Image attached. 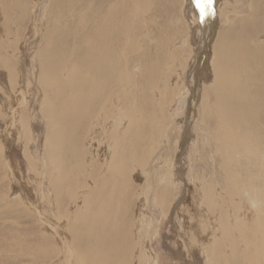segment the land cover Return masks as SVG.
Instances as JSON below:
<instances>
[{
  "label": "bare ground",
  "instance_id": "1",
  "mask_svg": "<svg viewBox=\"0 0 264 264\" xmlns=\"http://www.w3.org/2000/svg\"><path fill=\"white\" fill-rule=\"evenodd\" d=\"M13 1L22 19L31 14L38 38V3ZM242 1L214 2L218 21L228 27L223 36L216 33L211 42L212 79L203 80L193 93L189 86L183 91L184 83L177 91L170 87V69L176 58L171 50L173 37L161 35L152 41L145 22V15L154 13L152 0H52L40 20L43 23L45 16L51 15L44 46L35 45L29 59L30 76L34 74L36 84L29 77L26 91L12 58L1 59L11 87L20 92L18 108L25 109L35 91L42 92L35 116L47 124L45 134L41 137L31 117L22 113L19 122L23 137L19 136L25 140L23 154L29 159L33 140L44 138L46 178L52 197L47 188L43 197L48 204L54 203L58 219L48 222L50 217L38 208L35 214L51 232L50 246H59L63 253L53 261L147 262L140 248L141 214L136 203L143 190L134 172L142 176L145 186L149 184L146 165L166 140L164 132L171 123L167 108L173 104L175 115L187 104V118L184 123L181 119L183 129L172 143L168 142L163 167L155 174L152 205L166 216L191 212L189 220L197 223L201 234L195 230L185 234L182 243L187 251L200 246L202 264H264V32L256 33L255 38L234 33L235 25L241 22L235 24L228 13L231 3L239 6ZM248 6L250 13L244 25L254 21L259 10L253 4ZM223 7L227 9L222 15ZM180 10L179 24L194 28L199 12L191 0ZM193 28L183 42L188 47L182 54L187 56L184 69L188 75L195 63L189 40ZM185 92L186 98L181 97ZM17 112L12 111L13 122ZM98 129L100 151L91 143ZM199 143L200 149H206L202 154L197 151ZM205 153L209 155L202 161ZM0 155L5 158L2 147ZM198 159L210 172L209 177L204 178V171L203 175H191L189 186L186 173L191 171L190 160ZM133 203L137 209H131ZM64 220L68 232L60 225ZM193 264L200 262L194 260Z\"/></svg>",
  "mask_w": 264,
  "mask_h": 264
},
{
  "label": "rangeland",
  "instance_id": "2",
  "mask_svg": "<svg viewBox=\"0 0 264 264\" xmlns=\"http://www.w3.org/2000/svg\"><path fill=\"white\" fill-rule=\"evenodd\" d=\"M22 1L26 2L27 0ZM152 1H154L152 7L154 13L145 15V22H147V26L150 27L149 29L152 32V41L154 42L155 39H158L161 35L166 36V38L173 37L171 39L173 41L171 50H174L176 58L173 60L170 69V87L173 90L177 91L178 88L182 86L181 84L184 83L185 86H183V91L187 92L188 88L190 87L191 93H193L194 91L197 92L200 88L199 85H202L203 80L210 81L212 79L213 73L210 64L211 53H209V50H212L211 46L214 42L215 34L217 33V37L223 36L226 30L225 27H228L227 25H222V20H220V22L218 21V8L214 6V2L216 0H212V6L211 9L207 11V15H201L200 13L197 14V22L195 23L196 27H192L193 31L190 39L189 37H187V39L191 40V52L193 53H191V55H193L195 60V63L190 70L191 74L193 75L191 77V74L188 75V71L184 69L185 64L187 65V56H183L182 54L184 49L185 51L186 49H188V47H186V43L185 45H183V42L185 41L184 38H186L187 34L192 30V28L186 27L185 25L181 26L179 24L180 22H182V13H180V9H182V7H184L185 4L189 2V0H184V2L183 0ZM13 2V0H0V147H2L5 155L4 159H2L0 155V264H58V262L53 261V259L57 255L58 257H60L63 253L61 252L59 246H50V242L53 237L51 238L50 236H48V234H50L51 232H49L50 230H47V227H45L46 225H43V223H41L42 220H40V217L35 214V209L38 208L39 210L43 211L46 216L50 217L47 220L48 222L56 221L58 219L54 203L48 204L43 197L44 188H47L48 196L50 198L52 197V186L49 184L46 178V175L48 176V169L46 168V160L44 159V138H35L33 140V143L31 145V157L29 159L25 156V154H23L25 140L21 138L23 137V132L21 131V123L19 122V116L22 113H26L27 115H29V117H31L32 122L35 123L36 132L40 134L41 137L45 134L47 130V124L44 123V121L37 115L35 116V110L39 111L40 108L36 101L41 99L42 92L35 91L36 95L32 97L31 102L28 104V106L25 107V109L18 108L20 92H18L17 89H13L11 87L7 71L2 65L3 62H1V59L3 57H8L10 58V60L12 58V61H14V65L18 71L19 81L21 85L24 84V89L27 81H30V78L32 79L34 85L36 84V78L33 76L34 74L30 76L32 69H29V59L31 54L33 53V48L35 45H37V48H41L44 46L43 42L45 41V30L49 27L47 25L50 24L48 19L51 15L47 14V16H45L44 18L45 21L43 20V23L40 20L42 18L41 15H45L44 12L47 9L49 10L50 5H52V0H28L30 5L38 3L35 12V18L37 19L38 24H40L37 26V30H39L37 36L38 38H36V30L33 29V18H31V14H26V18L22 19L21 15H19V12L21 11H19L17 6L14 7ZM233 4L234 3H231L232 8L230 13H228V16L230 20H233V22L235 21V24L237 22H241L243 26H241V23L235 25L234 33H239V35L249 34L248 36H252L251 38L257 37L258 34H261V32L263 34L264 0H244L241 3L242 5L240 4L241 7L240 5L238 6ZM249 4H253L254 6L258 7L259 10L257 11V13H255V20L251 22L248 21L244 25V18H246L247 13H250V7L248 6ZM224 8L225 7H223L222 15L225 14L224 11H226L227 9ZM259 11L261 12L259 13ZM208 16L210 17V21L206 22V18ZM16 18L18 21L16 20ZM20 19L22 20L20 21ZM70 21L72 23V19H70ZM260 25L263 27H261ZM217 30L219 31L217 32ZM15 31L16 33H14ZM212 31H214L213 34H211ZM33 38H36V41ZM263 40L264 35L262 37V41ZM6 47L7 49H5ZM152 48L154 49V45L152 46ZM6 53L9 55H7ZM37 72L38 70L37 68H35L34 73H36V75ZM184 72H186L185 75ZM186 92L181 97L186 98ZM198 100L199 97H196L195 102L199 103ZM190 101L191 99L188 101L191 104ZM172 105H170L166 111V113L171 112V115L169 116L171 119V123L169 121V127H167V129H165L166 132H164L167 138L160 143V145L156 149L157 154L154 153L155 155H153V158H150V160H148L149 162L146 165V173L148 176L146 182H149V184L145 186L146 183H144L142 176H140L137 171L134 172V178H137L136 182H138L137 184L140 186V188L142 187L141 189L144 192L143 193L140 191L139 201L136 200V203L138 204V211L141 214V226L139 230V239H141L140 248L143 258L145 257V259L147 260L145 264H184V262L182 261L185 260L188 261L187 264H193L194 260H196L197 263L199 261L200 264H202L203 258L201 255L200 246L195 245L191 247L192 250L187 251L182 243L186 235L190 234L192 231L194 232V230L197 231L198 234H201L200 227H196L197 223L194 220L191 223L189 220L188 215H191V212H189L188 215L185 214L186 216H173L170 214L166 216L160 209L155 207L154 204L152 205L153 202H151V200L153 199L152 190L156 185L155 174H157L160 171L161 167H163L161 166V162L168 152L166 148L167 144L168 142L172 143L174 138H176V136L179 135L180 131L183 129H181L180 127L181 119L182 123H184L187 118H185V108L187 104H185V107H183L184 110H179V112H177V114L175 115H172ZM15 109H18V112L17 114H15L16 122L15 120L13 122L11 117L12 111ZM24 110H26L27 112ZM20 134L21 137L19 136ZM99 134L100 131L98 129L97 132H95L94 136H91V143L97 149L98 142H100L101 140V136H99ZM196 142L198 141H194V143ZM200 148L201 144L199 143V149L197 148V151H199V154H202L206 149H204L205 147L203 149ZM98 151H100V148L98 149ZM158 155L159 158L157 159ZM205 155H207L208 157L209 154L205 153L204 156L201 157L202 161L204 160ZM207 157H205V159ZM202 161H199V159L196 162L190 160L191 171L186 173V179L188 180L187 183L189 186L192 184L191 175H203L205 172H207L206 167H204L205 164H203ZM31 163L33 165H29ZM196 167L201 172H199ZM152 169L154 170L152 171ZM188 173H190V175ZM209 173L210 172L205 173V175H203L204 178L209 177ZM213 173L215 175V172ZM136 203H133V207L131 209H137ZM190 223L193 226L192 228L189 227ZM67 224L68 223L65 220L61 221L60 223L63 230L65 231H67ZM44 227L47 231L44 229ZM57 229H59V227ZM45 232L48 233L44 234ZM207 241L208 240H205L203 241V243L206 244ZM53 248H56L55 251L53 250ZM49 250L52 252L48 253Z\"/></svg>",
  "mask_w": 264,
  "mask_h": 264
},
{
  "label": "snow or ice",
  "instance_id": "3",
  "mask_svg": "<svg viewBox=\"0 0 264 264\" xmlns=\"http://www.w3.org/2000/svg\"><path fill=\"white\" fill-rule=\"evenodd\" d=\"M191 3L201 15L210 10L212 6V0H191Z\"/></svg>",
  "mask_w": 264,
  "mask_h": 264
}]
</instances>
